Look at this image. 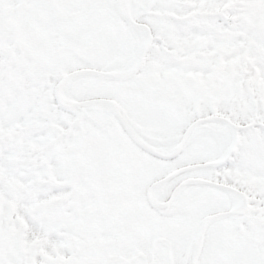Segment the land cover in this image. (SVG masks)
<instances>
[{"label": "snow or ice", "instance_id": "snow-or-ice-1", "mask_svg": "<svg viewBox=\"0 0 264 264\" xmlns=\"http://www.w3.org/2000/svg\"><path fill=\"white\" fill-rule=\"evenodd\" d=\"M0 264H264V0H0Z\"/></svg>", "mask_w": 264, "mask_h": 264}]
</instances>
